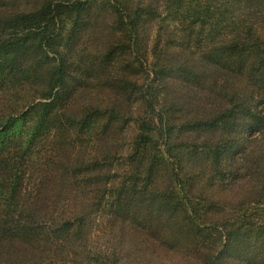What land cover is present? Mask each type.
Listing matches in <instances>:
<instances>
[{"label": "trees", "instance_id": "obj_1", "mask_svg": "<svg viewBox=\"0 0 264 264\" xmlns=\"http://www.w3.org/2000/svg\"><path fill=\"white\" fill-rule=\"evenodd\" d=\"M137 1L0 0V264H264V0H179L130 80Z\"/></svg>", "mask_w": 264, "mask_h": 264}, {"label": "rangeland", "instance_id": "obj_2", "mask_svg": "<svg viewBox=\"0 0 264 264\" xmlns=\"http://www.w3.org/2000/svg\"><path fill=\"white\" fill-rule=\"evenodd\" d=\"M102 1V0H98ZM151 6L148 7L146 10H150L149 16L146 18H143V21H141V33L140 38L136 46L130 45L128 48L129 50H137L138 56H136L131 51H128L125 49V51H128L123 55V59L120 61L115 60L112 63V67H116L119 70H123L128 74L126 77L131 79H134V74H136V71H140L139 69L140 64L138 63V58L144 53L147 54L148 61L150 62L152 60L151 54L149 53L148 49L149 47L155 42V40H158L160 44L165 45L170 50L177 51L179 50L185 42H182V38L184 35L183 30L187 27H184L186 23L183 18H181V14L185 9H188V2H180L179 0H151ZM132 5L135 6V4L138 2L137 0H131ZM193 10V9H192ZM66 26H69V23L66 22ZM184 27V28H183ZM183 28V29H182ZM116 34V33H115ZM114 34V40H116ZM124 37V36H123ZM126 39L125 45L129 44L127 42L128 38L124 37ZM195 38L191 39L190 41L194 40ZM189 41V40H187ZM186 41V42H187ZM186 44V43H185ZM194 50V49H193ZM120 59V57L118 56ZM83 64L87 65V63L83 62ZM99 66H104L99 64ZM138 66V67H136ZM108 68V67H107ZM135 68H138L135 70ZM139 78L141 79L142 74L140 72L137 73ZM136 74V77H137ZM102 80L97 81V85L101 84ZM6 103L0 101V109L5 107ZM3 119V117H0V122ZM13 130H17L18 127L14 125ZM133 129V127H130V132ZM128 130V133H129ZM126 132V131H125ZM12 135H10V131H7L6 139H10ZM88 152L92 154V151L90 149V146L86 147L85 152ZM94 230L97 231V237L96 240L98 243L102 245L109 244L110 241L114 242V237H111L107 235L108 228L106 227L105 220H102L101 222L96 223L94 226ZM108 239V240H107Z\"/></svg>", "mask_w": 264, "mask_h": 264}]
</instances>
